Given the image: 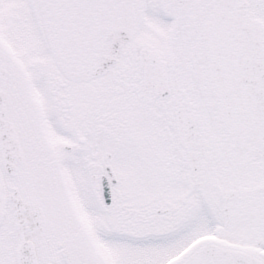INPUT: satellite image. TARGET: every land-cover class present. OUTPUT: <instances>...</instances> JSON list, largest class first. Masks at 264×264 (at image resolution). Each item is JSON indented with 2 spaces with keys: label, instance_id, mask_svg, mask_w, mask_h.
Wrapping results in <instances>:
<instances>
[{
  "label": "snow or ice",
  "instance_id": "snow-or-ice-1",
  "mask_svg": "<svg viewBox=\"0 0 264 264\" xmlns=\"http://www.w3.org/2000/svg\"><path fill=\"white\" fill-rule=\"evenodd\" d=\"M0 264H264V0H0Z\"/></svg>",
  "mask_w": 264,
  "mask_h": 264
}]
</instances>
